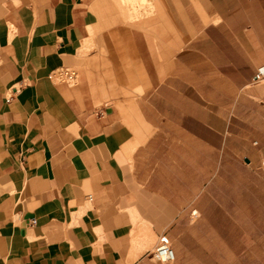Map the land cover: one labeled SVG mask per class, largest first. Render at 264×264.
<instances>
[{
	"label": "crops",
	"instance_id": "crops-1",
	"mask_svg": "<svg viewBox=\"0 0 264 264\" xmlns=\"http://www.w3.org/2000/svg\"><path fill=\"white\" fill-rule=\"evenodd\" d=\"M262 65L264 0H0V264H264Z\"/></svg>",
	"mask_w": 264,
	"mask_h": 264
},
{
	"label": "built area",
	"instance_id": "built-area-1",
	"mask_svg": "<svg viewBox=\"0 0 264 264\" xmlns=\"http://www.w3.org/2000/svg\"><path fill=\"white\" fill-rule=\"evenodd\" d=\"M256 82L264 83V65L260 66L254 76ZM152 259L163 263V264H173L175 261V253L173 250L172 242L161 238L151 253Z\"/></svg>",
	"mask_w": 264,
	"mask_h": 264
},
{
	"label": "bare ground",
	"instance_id": "bare-ground-1",
	"mask_svg": "<svg viewBox=\"0 0 264 264\" xmlns=\"http://www.w3.org/2000/svg\"><path fill=\"white\" fill-rule=\"evenodd\" d=\"M144 3V2H143Z\"/></svg>",
	"mask_w": 264,
	"mask_h": 264
}]
</instances>
